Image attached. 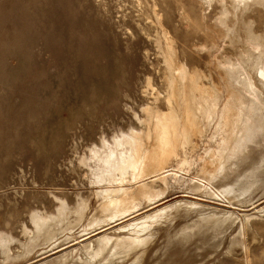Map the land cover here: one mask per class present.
<instances>
[{"label": "rangeland", "instance_id": "rangeland-1", "mask_svg": "<svg viewBox=\"0 0 264 264\" xmlns=\"http://www.w3.org/2000/svg\"><path fill=\"white\" fill-rule=\"evenodd\" d=\"M158 17L179 61L197 69L208 86L222 81L218 62L238 61L250 35L264 37V0L238 8L234 0H0V234L10 243L9 250L0 248V264H57L76 250L84 256V246L97 248L96 236L81 242L92 231L83 229L97 200L78 156L102 137L137 126L134 112L143 116L142 108L156 98L166 109ZM199 145L195 155L203 153L204 143ZM185 190L145 204L112 230L177 202L197 203L203 214L259 220L249 225L243 245L230 248L234 236L243 239L239 224L218 238L203 229L190 239L192 230L182 228L194 225L201 212L181 211L161 227L141 264H264L262 187L232 205ZM81 198L90 204L84 219L69 214L63 226L52 225L54 238L27 255L35 234L32 214L56 216L59 199L73 210ZM66 226L72 230L65 232ZM7 254L16 259L7 261Z\"/></svg>", "mask_w": 264, "mask_h": 264}, {"label": "bare ground", "instance_id": "bare-ground-1", "mask_svg": "<svg viewBox=\"0 0 264 264\" xmlns=\"http://www.w3.org/2000/svg\"><path fill=\"white\" fill-rule=\"evenodd\" d=\"M249 1L234 0L236 8ZM158 23L161 36L157 43L166 66V109L158 106L156 98L153 105L142 108L143 116L134 112L137 126L120 129L111 138L104 136L99 145L77 155V164L87 171L97 200L83 229L92 231L81 242L96 236L98 246H84V256L80 250L67 253L57 264H141L161 227L169 226L181 211L201 212L194 225L182 228L192 230L186 236L190 239L203 229L212 230L213 238H218L239 224L237 237L243 239L234 236L230 248L236 243L243 245L249 225L259 220L247 214L242 220L233 212L203 214L197 203L177 202L112 230V224L138 213L145 204L164 200L175 189L185 188L230 205L240 197L250 198L260 187L264 189V90L255 81L264 89V37L250 35L247 51L238 61L218 62L215 68L222 72V81L208 86L197 69L179 61L173 37L159 17ZM220 23L228 35L230 29L223 20ZM200 141L203 153L195 155ZM59 201L56 216L32 214L35 234L26 247L27 255L41 242L54 238L52 225L63 226L71 213L81 222L90 207L83 198L73 210ZM70 226L63 227L64 231L70 232ZM8 244L9 239L0 234V248L9 250ZM12 258L7 254V261L16 259Z\"/></svg>", "mask_w": 264, "mask_h": 264}]
</instances>
